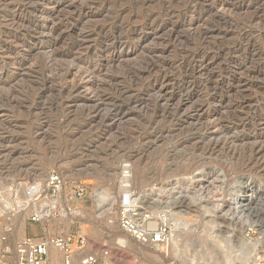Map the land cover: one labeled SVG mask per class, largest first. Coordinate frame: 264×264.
<instances>
[{
  "label": "rangeland",
  "instance_id": "374dc122",
  "mask_svg": "<svg viewBox=\"0 0 264 264\" xmlns=\"http://www.w3.org/2000/svg\"><path fill=\"white\" fill-rule=\"evenodd\" d=\"M246 2L0 0V176L19 183L55 170L114 198L103 216L85 197L80 221L51 222L52 233L82 230L119 264H185L186 244L210 231L204 212L181 213L185 228L167 258L161 248L94 238L82 226L114 220L111 230L124 234L116 220L125 164V187L136 191L170 184L165 191L180 198L227 201L252 185V201L239 199L251 214L238 228L264 229V0ZM12 17L43 33L27 34ZM54 39L73 53L48 62L45 42ZM72 58L83 67L64 73ZM24 217L16 236L41 235L36 223L20 228Z\"/></svg>",
  "mask_w": 264,
  "mask_h": 264
},
{
  "label": "built area",
  "instance_id": "2783aa9c",
  "mask_svg": "<svg viewBox=\"0 0 264 264\" xmlns=\"http://www.w3.org/2000/svg\"><path fill=\"white\" fill-rule=\"evenodd\" d=\"M123 167L128 174L129 166ZM169 185L139 191L127 186L128 191L117 197V226L132 241L161 248L167 258L173 234L181 226L178 223L185 221L181 213L197 217L204 212L212 223L206 242L186 244L185 264H264V229L245 228L240 233L238 223L247 208L237 195L227 201L194 194L180 198L165 191ZM106 195L105 188H90L55 170L19 183L0 176V264H119L107 247L94 250L82 230L65 234L50 230L51 222L60 225L69 217H81L80 200L88 196L104 202ZM23 216L38 224L42 234L16 236L17 222Z\"/></svg>",
  "mask_w": 264,
  "mask_h": 264
},
{
  "label": "bare ground",
  "instance_id": "6f19581e",
  "mask_svg": "<svg viewBox=\"0 0 264 264\" xmlns=\"http://www.w3.org/2000/svg\"><path fill=\"white\" fill-rule=\"evenodd\" d=\"M249 1H251V0H249ZM257 2V1H256ZM247 4H248V0H247V2H246ZM35 4V3H34ZM251 4V3H250ZM221 6H222V4H221ZM247 6V5H246ZM253 6V5H252ZM29 11V10H28ZM157 14V13H156ZM203 14V13H202ZM253 15V14H252ZM264 15V14H263ZM147 16V15H146ZM258 16V15H257ZM252 17V16H251ZM254 17V16H253ZM256 17V16H255ZM42 18H44V15L42 16ZM45 18H46V16H45ZM259 18V17H258ZM262 18V17H261ZM10 19H13V21L15 20L17 23H19V24H21V26H23L24 27V29L26 30V33L27 34H30V33H43V29L42 28H40V26L39 27H37V25H34V23L32 22V24L28 21V22H26V21H24V20H21V21H17L16 19H14L13 17L12 18H10ZM219 19V18H218ZM260 19V18H259ZM261 20V19H260ZM12 21V22H13ZM254 21V20H253ZM234 22V21H233ZM248 22V21H247ZM143 23H146V22H142V24ZM226 23V22H225ZM238 23V22H237ZM250 23V22H249ZM251 23H252V21H251ZM224 24V23H223ZM227 26V25H226ZM245 26V25H244ZM255 26V25H254ZM222 27H223V25H222ZM240 27V26H239ZM47 28V27H46ZM254 28H256V27H254ZM45 30V29H44ZM211 30V29H210ZM220 30V29H219ZM256 30V29H255ZM226 31V30H225ZM244 31V30H243ZM227 32V31H226ZM207 32H205V34H206ZM225 33V32H224ZM99 34V33H98ZM232 34V33H231ZM247 34V33H246ZM217 35V34H216ZM245 35V34H244ZM51 36V35H50ZM113 36V35H112ZM206 36V35H205ZM113 38H117L118 40H121V39H123L124 37H123V35L122 34H119V35H117V36H113ZM126 38H128V36H126ZM248 39V38H247ZM250 39V38H249ZM45 44L47 45V48L49 49L50 48V51L47 53V56H46V59L45 60H47L48 62H53V61H56V60H59V61H61V60H64L65 59V57H68L71 53H73V52H71L72 50H71V48H68V49H64V50H58L57 48H56V44H55V39H54V41H50V40H46V42H45ZM78 44V43H77ZM77 44H76V46H77ZM79 45V44H78ZM72 46H74V45H72ZM253 47V46H252ZM72 48H74V47H72ZM86 50V49H85ZM94 50H96L95 48H90V49H87L86 50V52H93ZM235 51V50H234ZM231 52V51H230ZM237 52V51H236ZM206 54V53H205ZM196 56V55H195ZM194 56V57H195ZM203 56H204V54H203ZM202 56V57H203ZM209 57V56H208ZM206 58V57H205ZM73 60L71 61H69V60H67V61H69V63H68V66L66 67V70H65V72L64 73H67V72H69L70 71V67H81L80 66V64H78L76 61H74L75 59L74 58H72ZM202 59V58H201ZM205 61V60H204ZM202 62V61H201ZM226 62H228V61H226ZM199 63H200V61H199ZM203 63V62H202ZM153 64V63H152ZM87 65V64H86ZM151 66V65H150ZM64 67V66H63ZM83 67V66H82ZM195 67V66H194ZM199 67H200V65H199ZM198 67V68H199ZM202 67V66H201ZM200 67V68H201ZM243 67V66H242ZM71 68V69H72ZM150 68V67H149ZM152 68V67H151ZM150 68V69H151ZM245 68V67H244ZM74 69V68H73ZM83 69V68H82ZM202 69V68H201ZM246 69V68H245ZM78 70V69H77ZM162 70V69H161ZM247 70H248V68H247ZM80 71V70H79ZM88 71V69H87V67H85V70H83V73H86ZM89 72V75L90 74H92V73H94V71L93 70H91V71H88ZM150 72V71H149ZM254 72V71H253ZM70 73V72H69ZM241 73V72H240ZM239 73V74H240ZM252 73V72H251ZM63 74V73H62ZM255 74V73H254ZM163 75V74H162ZM241 75H242V73H241ZM240 76V75H239ZM209 83V82H208ZM247 83V82H246ZM249 84V83H248ZM163 85V84H162ZM74 87V86H73ZM72 87V88H73ZM75 88V87H74ZM77 89V88H76ZM166 89V88H165ZM215 90V89H214ZM163 97V96H162ZM169 99V98H168ZM242 103V102H241ZM166 106V105H165ZM202 109V108H201ZM201 112V111H200ZM201 114V113H200ZM206 114V113H205ZM204 114V115H205ZM254 116V115H253ZM220 118V117H219ZM207 120V119H206ZM212 121V120H211ZM216 122V121H215ZM201 125V124H200ZM236 126V125H235ZM202 127V126H201ZM222 127V126H221ZM197 128V127H196ZM204 128V127H203ZM222 129V128H221ZM224 129V128H223ZM195 130V129H194ZM214 131V130H213ZM255 139V138H254ZM254 142V141H253ZM256 142V141H255ZM223 144V143H222ZM255 144V143H254ZM253 144V145H254ZM216 145V144H215ZM234 145V144H233ZM236 145V144H235ZM251 145V144H250ZM252 145V146H253ZM251 146V147H252ZM252 150V149H251ZM257 151V150H256ZM255 156V155H254ZM260 157H261V155H260ZM263 157V156H262ZM255 159V158H254ZM263 160V159H262ZM259 161V160H258ZM126 165V164H125ZM125 170H124V168H123V172L121 173V175H120V178H119V180H118V184H119V195L121 196V193L123 194V193H126L128 190L127 189H125ZM101 175V174H100ZM83 176V175H82ZM119 176V175H118ZM78 178V177H77ZM245 182V181H244ZM247 185V184H246ZM245 185V189L242 191V192H240V193H238V197H239V199H249V202H251L252 201V199L254 198V191H255V189H254V187L252 186V185H247L246 186ZM106 190V192H107V195L104 197V202H95V206H96V212H97V214L98 215H102L103 214V216H105L106 214H107V212H109L110 210H111V205L113 204V202H114V198H113V196H111V194L108 192V190L107 189H105ZM180 197V196H179ZM113 198V199H112ZM116 200V199H115ZM256 200V199H255ZM247 204L248 203H243V205H245V206H247ZM254 208V207H253ZM95 215L94 217L95 218H98V215ZM257 215V214H256ZM84 216V214H82V212H81V218ZM103 216H101V217H103ZM100 218V217H99ZM74 220H76V221H80V218L78 217V218H72V217H69V218H67L66 220H65V222L67 223L66 225H67V227H69V225H70V223L72 222V221H74ZM90 220V219H89ZM90 222L91 223H85V224H82V226L84 227V226H87L88 227V230L89 231H91V233H92V235H93V237L94 238H97V237H99V235H101V234H103V233H108V237L111 239V241L112 242H114L115 241V243L117 242V244H127L129 241H130V238L127 236V235H125V234H115L111 229L113 228L111 225H113L114 226V220L112 221H108L107 219L104 221V225H100L97 221H96V219H92V220H90ZM110 223H112L111 225H110ZM25 225V217H24V219H23V221L21 222V225H20V228L22 229V227ZM178 225H181V226H178V229H177V231L173 234V237H172V246H174V240L176 239V237L179 235V233L181 232V230L182 229H184L185 228V225H184V222H182V221H180L179 223H178ZM85 228V227H84ZM132 241V240H131ZM205 241V240H204ZM176 245V244H175ZM126 246H128V245H126ZM131 246V245H130ZM143 247V246H142ZM148 248V246H145L144 248ZM175 251V250H174ZM159 252V251H158ZM146 255H147V253H145ZM147 256H149L150 257V255H147ZM142 259H144V257L142 258ZM146 260V259H145ZM147 261V260H146ZM152 261V260H151ZM152 263V262H151ZM148 264H150V263H148Z\"/></svg>",
  "mask_w": 264,
  "mask_h": 264
},
{
  "label": "crops",
  "instance_id": "0c3cea01",
  "mask_svg": "<svg viewBox=\"0 0 264 264\" xmlns=\"http://www.w3.org/2000/svg\"><path fill=\"white\" fill-rule=\"evenodd\" d=\"M32 228V227H31Z\"/></svg>",
  "mask_w": 264,
  "mask_h": 264
}]
</instances>
